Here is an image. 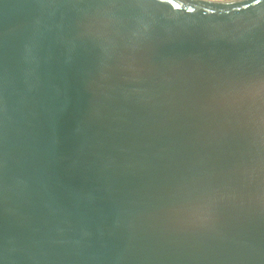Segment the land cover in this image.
I'll list each match as a JSON object with an SVG mask.
<instances>
[{
  "label": "water",
  "instance_id": "water-1",
  "mask_svg": "<svg viewBox=\"0 0 264 264\" xmlns=\"http://www.w3.org/2000/svg\"><path fill=\"white\" fill-rule=\"evenodd\" d=\"M0 264H264V0H0Z\"/></svg>",
  "mask_w": 264,
  "mask_h": 264
}]
</instances>
